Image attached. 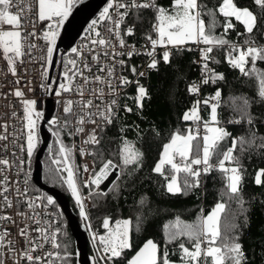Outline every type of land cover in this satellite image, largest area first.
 Here are the masks:
<instances>
[{"label": "trees", "instance_id": "trees-1", "mask_svg": "<svg viewBox=\"0 0 264 264\" xmlns=\"http://www.w3.org/2000/svg\"><path fill=\"white\" fill-rule=\"evenodd\" d=\"M221 2L222 0H198L202 6L201 18L206 25L211 24L213 15L215 16V26L210 29V34L223 36L230 44H241L243 48L247 47L245 40L254 41V46H264V11L259 9L253 0H234L237 6L249 8L258 17L257 26L250 35L246 34L243 25L233 17L230 18L233 27L225 34V18L217 11ZM155 3L158 7L171 9L172 0H155ZM210 11L213 15L208 14ZM154 23L153 9H140L138 12L133 9L125 17L121 31L126 40L141 42L147 39L148 35L156 36L152 31ZM129 26L133 27V34L126 36L124 31ZM230 44L214 47L210 53L211 59L207 61L209 69L222 74L223 79L203 83L205 76L201 69L204 62L194 61L197 50L192 47H180L174 48L168 63L163 61V55L158 54L155 58L157 67H148L146 74L139 77L140 86L147 91L142 100V107H137L134 99L137 95V85L128 83L123 90L120 100L126 106H121L112 116L111 123L106 124L99 143L92 145L91 155L94 171L111 161L119 167V173L104 191L97 189L91 182L87 186H81L83 191L89 192L90 222L99 230L104 229L106 218L110 222L124 218L130 221L131 248L125 249L120 257L107 260L106 264H128L131 257L149 239L158 246L161 264L165 252L168 254L169 264H182L179 245L184 243L192 249V242L186 237H180L169 243L168 236L174 231L173 225L177 221L188 225L198 224L218 202L226 205V210L220 217L221 234L238 238L236 242L241 244L244 253L242 264H264V176L261 177L260 184L255 182L257 172L264 169V100L258 95V80L254 76L242 75L239 69L231 67L227 62ZM142 61L141 56L128 57L124 71L132 75V68L138 69V64ZM246 67L250 68L251 63ZM256 68L264 72V60H258ZM193 84L198 88L196 93H190L188 90ZM217 90L221 95L218 100H212L211 97L215 96ZM245 99L248 101L246 108L243 103ZM205 100L209 103L205 104ZM197 101L200 102L197 105L198 114L204 122L210 121L211 105L218 103L217 125L230 135L219 143L210 159V163L216 165L207 174L201 171L198 177L199 186L184 187L185 180L191 182L193 178L183 172L176 173L182 191L173 194L168 192L166 187V182L173 173L171 165L163 166V174L156 173L153 169L161 157L163 146L171 140L173 133H195L192 120L185 121L183 116L190 112ZM126 107L132 110L126 111ZM245 112L247 116L244 115ZM248 116L251 117V124L248 123ZM200 137L203 136L198 134L197 142H192V152L195 154ZM234 138L251 141L238 143L233 151L235 159L228 162L240 167L242 181L237 195L227 192L225 174L217 167L223 153L232 146ZM125 143L133 151L141 153L138 162L127 166L123 165L120 154ZM64 144L67 146L68 142L65 141ZM33 161L34 153L30 157L29 169L33 167ZM54 161L60 163L54 166ZM62 163L59 147L51 137L42 155V179L67 195L71 208L82 221L76 200L67 186L66 171L62 168ZM184 163L180 165L183 166ZM228 163L225 162V167ZM31 190L43 196L47 194L33 181ZM52 201L51 206L56 212L60 230L58 243L63 264H77L75 241L66 217L57 201ZM88 251L94 255L96 264H102L89 240ZM201 264H204L203 258Z\"/></svg>", "mask_w": 264, "mask_h": 264}, {"label": "snow or ice", "instance_id": "snow-or-ice-1", "mask_svg": "<svg viewBox=\"0 0 264 264\" xmlns=\"http://www.w3.org/2000/svg\"><path fill=\"white\" fill-rule=\"evenodd\" d=\"M75 0H35L36 11L33 12V0H0V26L8 25L11 26L13 30H3L0 31V52H2L3 58L7 61L9 71L12 75L16 74L15 64L24 55V43L23 41L27 37L22 33L21 28L22 20H27L31 23V17L29 13L35 15L39 21H53L55 24L49 23L47 25V30L44 31L41 37L47 42V58L50 60L53 53V45L55 44V38L58 35L57 29L59 26L63 25L64 21L67 19L71 12L72 6ZM254 4L264 11V0H253ZM201 5L198 0H172L171 9H166L164 7H158L155 0H109L107 7L103 9L100 13L99 19L94 20L89 26L91 30L94 31L95 39L90 40L91 48L90 51L95 48H99L103 51L106 57H111L115 59L117 56L125 55L123 52L116 51L115 46L112 44L111 39L106 38L101 35L99 31L95 30L96 25L99 22H108L109 27H107V32L110 36H114L115 40L118 42L120 48L128 47L126 41L121 36V25L125 21V17L129 14V11L135 9L137 12L140 9H153L155 11V23L152 26V31L156 33V37L153 38L152 35L147 36V40L151 44V50L147 51V55L151 57L149 68L155 69L157 67V60L155 59L154 53L157 46H180L187 42L203 43L206 45L205 48L201 49V60L204 61L202 66V73L205 78L203 83L207 84L209 80L215 82L218 79H223L222 74H217L213 72L208 67L207 61L211 59L210 53H212L214 47H223L229 45L230 42L221 37L214 36L210 34V29L215 26V16L213 15V21L211 24L206 25L204 20L201 18ZM116 9L115 18L110 14V9ZM124 9L123 12L119 11ZM219 14L225 18L224 33L226 34L233 24L230 22V18H235L239 21L243 27L246 34H251L254 28L257 26L258 17L247 7L240 8L235 3L234 0H222L217 9ZM34 27V25H33ZM133 27L129 26L125 31L124 35H132ZM28 36H35V32L27 34ZM238 35H240L238 33ZM245 45L247 47L241 48L237 44H230V51L227 54V62L233 68L239 69L244 76H254L259 82V97L264 100V72L259 71L256 68V62L258 60H264V46H254V41L245 40ZM36 45H30L29 49L35 48ZM111 49V51H108ZM73 53L78 56L80 52L77 48L72 49ZM235 53V55L233 54ZM136 53L134 46L126 53L127 56L131 57ZM170 53L165 51L163 53V61L165 63L169 62ZM94 60H98L99 57L94 55ZM249 62L251 67H246ZM121 65L124 63L123 60L118 61ZM67 64L72 65L71 69H68L63 73L64 83L59 85V89L56 94L60 95L61 92L73 91L74 85L73 81L75 77L79 76L83 79L84 85H87L89 77L84 76V70L91 71L88 64L83 65L81 69L77 65L76 60H68ZM99 72L105 73V76L95 75L91 78L96 84H104L109 90V94L115 92L113 87L112 77L114 75V66H102L98 69ZM133 74L136 73L135 67L132 68ZM209 73H211L209 75ZM140 75H144L143 72ZM119 83L121 85H126L130 83L126 77H120ZM84 85L76 86L75 90L77 93L83 97L84 95ZM190 93L198 92V88L195 84L189 86ZM17 97H23L24 93L17 89L14 92ZM93 97L103 101L104 88L97 87L93 89ZM147 95V91L143 86L137 87V95L134 97L137 107H142V100ZM221 93L217 90L215 96L211 97L212 100H218ZM74 103H80L82 111L90 109L93 107V100L89 99L82 102H74L72 100H67L64 107V112L66 114L75 115L72 112ZM200 102L197 101L196 105L186 112L183 116L185 121L188 120H199L197 105ZM205 104L209 101L205 100ZM245 108L248 105V101L245 99L243 101ZM24 106V119L26 120V128L28 129L27 135V152L31 156L32 151L35 147V120L33 119L35 101L24 99L22 100ZM116 104L115 100L104 105L103 110H100V106L97 105V112L91 113L85 111L84 116H79L76 120L77 125H83L85 122L95 123V120L91 119L93 115H98L100 118L105 120L107 123H111V117L113 115V105ZM217 107L218 103L211 105L210 121L205 122V132L203 136L202 145H197V154L194 158H190L193 151V141L198 138L197 134H192L191 131L188 135H181L179 133H173L169 143L163 146V151L159 162L155 165L153 171L156 173L163 174L162 169L165 164L171 165V169L174 173H186L188 177L193 178L190 182L185 180L184 187L192 188L199 186L198 177L203 173L207 174L213 165L210 164V159L215 152V149L221 141L230 135L224 128L217 125L219 123L217 119ZM126 111H131V108H125ZM244 115L247 116L245 112ZM35 116L39 118L40 113L36 112ZM87 117V120H86ZM239 123V121H235ZM251 117L248 116V123L251 124ZM51 123H54L51 122ZM67 123V122H66ZM83 127H77L76 132H83ZM0 139H6L5 136H0ZM59 143V140L57 141ZM85 143L98 144L99 140L95 136V131L89 135V138ZM251 143V141H245L243 138H234L232 140V146L223 153V158L219 160L217 167L221 172L225 174V179L227 181L226 188L227 192L232 195H237L239 192V185L242 181V175L240 172V167L237 164L234 167H225V162H231L235 159L233 156V151L236 149L237 144ZM69 150L61 144L59 153L64 155V163H67L66 153ZM121 160L123 165L127 166L139 161L141 153L133 151L127 143L121 149ZM179 155L182 161H185L183 166L176 163L174 157ZM23 163V161H21ZM54 163H60V161H54ZM9 164L8 160L0 159V165L7 166ZM203 165V168H193V166ZM112 162L107 161L103 167L100 169L99 173L96 174L95 178L91 179V183L99 185L102 179L106 178L109 168H111ZM68 172L66 183L72 192L73 197L76 199L77 205L80 206V215L84 219H87L85 214L84 206L82 204L80 195L78 193L76 183L73 179V171L71 168L66 169ZM87 171V168H85ZM3 169H0V175H2ZM264 176V169L260 170L256 174L255 182L260 184L261 177ZM88 182L86 181L87 186ZM8 177L3 176L0 179V198H2L3 203L0 204V210L4 207L11 208L13 206L12 200L6 193L8 192ZM167 191L173 194L180 193L182 188L178 182L177 175H172L171 179L167 184ZM19 193V189H17ZM53 201L51 197L47 199V204H52ZM242 205V201L240 202ZM35 200L27 201V208L34 213L33 216H28L25 212H17L19 216H25L27 219L34 220L37 225H41L32 229V231L38 233V236L32 237L29 234V225H25L24 228L20 229L19 234L24 238L26 247L18 253V259L14 264H20V261H25L26 264H54L55 259H60L58 252H47L44 255H34L38 249H42L45 244L50 243L53 249H58L60 247L58 243L59 228L50 231L48 227L42 226V221L38 219L39 213H35V208L39 207ZM226 210V205L222 202H218L213 210L204 217L198 224L188 225L182 224L177 221L173 225L174 231L169 233L168 242L171 243L180 237H186L189 242H192V249L190 250L185 246L184 243H180L179 248L182 252L181 260L182 264H201V258L204 260V264H242L244 259V253L242 251V246L240 243L236 242L237 237L222 236L220 231V217L221 214ZM11 217L0 215V221L10 220ZM47 223V222H43ZM129 220L117 221L116 228H109V221L104 220V227L109 230L108 236H101L100 241L104 245L103 253L104 255L101 259H106L111 261L113 258L120 257L125 249L131 248L130 238H129ZM234 227V226H233ZM8 232L5 230L0 232V248H8L9 252L15 251L12 246L11 241H6ZM204 245V247H202ZM2 255V253H0ZM167 252L164 253L162 264H169L167 258ZM210 258V260H209ZM0 264H4V260L0 259ZM128 264H161V257L158 255V246L152 241L148 240L144 245L136 252V254L128 261Z\"/></svg>", "mask_w": 264, "mask_h": 264}, {"label": "built area", "instance_id": "built-area-1", "mask_svg": "<svg viewBox=\"0 0 264 264\" xmlns=\"http://www.w3.org/2000/svg\"><path fill=\"white\" fill-rule=\"evenodd\" d=\"M108 2L109 0H107L105 4L87 21L82 31L75 38L72 48L59 47L57 49L54 62L53 56L56 42L59 38L62 25L57 29L58 35L55 38L53 53L51 59L49 60L47 58V42L41 37L43 36L44 31L47 30V25L49 23L55 24L56 21H39L38 18L32 13H29V16L31 17V23H29L27 20H22L23 27L21 28V31L27 37V39L23 41L24 55L19 60H17L15 64V75H12V73L9 71L7 61L3 58L2 52H0V136L6 137V139H0V159H6L9 162L7 166L0 165V169H3L0 179H2L3 176L8 177L7 186L9 190L6 195H8L13 202V206L11 208L4 207L3 210H0V215L11 217L10 220L0 221V232L5 230L8 232V235L5 239L6 241H11L12 246L15 249V251L9 252L7 247L0 248V253H2V255H0V259L4 260V264H14V262L18 259V253L26 247L24 238L19 234L20 229L24 228L26 224L29 225L30 236H38V233L32 231V229H35L41 225H37L34 220L27 219L25 216L17 215V212H25L28 214V216L34 215V213L27 208V201L35 200L36 203L40 205L39 207L35 208V213H39L37 218L42 221V226L48 227L50 231L58 228L57 216L54 208L51 206V204H47V202L37 195L35 191L31 190V184L29 182V162L31 156H29L27 152L28 129L26 128L27 122L24 119V106L22 104V100L24 99L35 101L33 119L35 120L36 140L33 150H35L38 147V143H40L39 127L45 117L48 101H50L52 112L44 123L45 128L50 133V139L53 137L56 140V143L59 140V143H57L59 149L62 144L65 149L67 148L69 150V158L67 156L66 164L64 163L65 154H61L63 158L62 168L66 171L67 176V168H71L73 171V179L76 183V187L84 206L85 214L87 216V219L82 217V222L85 223L88 240L92 245L97 259H99L100 263L106 264L107 260L101 259L104 253L103 244L100 241V237L103 235L101 234L99 228L90 222L88 216V208L91 205L89 192L81 191L79 187L80 185L75 180V171L80 177L81 186L82 184L83 186L86 185V181L89 184L91 179L94 178V162L91 156L93 144L85 143V141L89 138V135L93 133V130L95 131L96 138L100 140L103 129L107 122L98 115H93L91 117V119L95 120V123L85 122L83 125H77L76 120L79 116H84L85 111L96 113L97 105L100 106V110H103L104 105L106 103H110L112 100L116 101V104L113 105V115L119 110L121 106H126V104L120 99L121 94L127 84L121 85L119 83V78L126 77L130 83L140 86V73L143 72L144 75L146 74L148 63H150V60L152 59L146 54L147 51H150L152 47L147 39L142 40L141 42L126 40L123 36V32L121 31V36L126 41V45L128 47L120 48L118 42L115 40V37L110 36V34L107 32V27H109V24L106 21L99 22L96 25L95 30L99 31L101 35L105 36L106 38L111 39L116 51L123 52L125 55L117 56L115 59H112L110 56L106 57L103 51H101L99 48H95L92 51L89 50L92 47L90 40L95 39L94 31L91 30L89 26L94 20L99 19L100 13L105 7H107ZM125 2H128V0H125ZM138 2H141V0H138ZM32 7L33 12H35V0H33ZM119 11L123 12L124 9H120ZM110 14H112L113 18H115L116 9H110ZM3 30L10 31L13 29L11 26L2 25L0 26V31ZM31 32H35L36 35L28 36L27 34ZM155 37L156 36L153 38ZM33 44L36 45V47L29 49V46ZM132 46L135 47L137 53L133 54L132 56H141L143 61L138 64L136 73L129 75L124 71V68L127 65V58L129 57L126 55V53ZM238 46L243 48L241 44H238ZM180 47L194 48L198 52L197 56L194 58V61L197 63L204 62L201 60V49L206 47V45L203 43L187 42L180 46H157L154 56L156 58L158 54L163 55L165 51H168L171 54L174 48ZM73 48H77L79 50V56L72 52ZM108 51H111V49ZM94 55L98 56L99 59L94 60ZM68 60H76L77 65L81 69H83V65L85 63L88 64L91 68V71L89 72L84 70V76L89 77L90 82L87 85H84L83 79L77 76L73 81V91L61 92L60 95H57L56 92L59 89V85L65 82L63 73L72 68V65L70 64H67L66 66V62ZM120 60L124 61L122 65L118 63ZM105 65L114 66V75L111 79L115 92L112 94H109V90L106 85H98L91 80V78L95 75L105 76V73L98 71L100 67ZM81 85H84L83 97H81L75 90L76 86ZM97 87L104 88L103 101L96 99L92 95L93 89ZM17 89L24 93L23 97H17L14 95V92ZM89 99L93 100L92 108L82 111L80 103H74L72 112L75 113V115L66 114L64 112V107L67 100L82 102ZM36 112L40 113L39 118L35 116ZM199 117V120H192V129L195 133L204 136L206 134L204 127L205 122L200 115ZM53 121L54 123H51ZM78 126L83 127L84 131L79 133L76 132V128ZM65 141L68 142L67 146L64 144ZM190 158H194L193 152L191 153ZM174 160L178 164L185 162L181 160L179 155H176ZM21 161H23V163H21ZM210 164L213 166L216 165V163ZM85 168H87V171H85ZM193 168L202 169L203 165H194ZM17 189H19V193L17 192ZM2 203V198H0V204ZM78 207L80 210L79 205ZM106 232L108 233L109 230L106 229ZM50 251L58 252L60 256V259L54 260V264H63L62 255L59 248L53 249L50 243L45 244L42 249H38L34 255L42 256ZM20 264H26V262L20 261Z\"/></svg>", "mask_w": 264, "mask_h": 264}, {"label": "water", "instance_id": "water-1", "mask_svg": "<svg viewBox=\"0 0 264 264\" xmlns=\"http://www.w3.org/2000/svg\"><path fill=\"white\" fill-rule=\"evenodd\" d=\"M106 1L107 0H79L74 5L62 25L59 38L56 42L53 62L56 58L57 49L59 47L72 48L75 38L82 31L87 21L105 4ZM51 112L50 101H48L45 117L39 127L40 143L38 147L32 151V153H34V161L30 176L34 184L52 196L63 211L68 227L75 241V256L77 264H96L94 255L88 251V236L85 223L78 219L76 212L70 206L67 195L58 187L48 184L42 179V155L50 140V133L45 128L44 123L51 115ZM112 165L113 166L108 170L106 178L102 179L99 185H97L100 190H106L119 173V167L113 162Z\"/></svg>", "mask_w": 264, "mask_h": 264}, {"label": "rangeland", "instance_id": "rangeland-1", "mask_svg": "<svg viewBox=\"0 0 264 264\" xmlns=\"http://www.w3.org/2000/svg\"><path fill=\"white\" fill-rule=\"evenodd\" d=\"M78 1H79V0H75V2H74V4H73L72 8L74 7V5H75ZM238 7H239V6H238ZM240 8H244V7H240ZM211 126H218V125H211ZM191 133L195 135V133H193V132H191ZM188 134H189V132L184 133V134H181V135H188ZM202 138H203V137H200V139L198 140V144H199V145H202V143H203ZM54 140H55V139H54ZM55 141H56V140H55ZM169 142H170V141H169ZM169 142H167V143H169ZM196 142H197V140L195 141V143H196ZM167 143H166V144H167ZM66 149H67V148H66ZM67 150H68V149H67ZM68 152H69V151H68ZM68 152H67L66 154H67V156H68V158H69ZM70 154H71V153H70ZM196 154H197V153H196ZM196 154L193 153V156L195 157ZM61 159H62V161H63L62 155H61ZM159 160H160V159H159ZM159 160L157 161V163L159 162ZM226 162L228 163V161H226ZM157 163H156V164H157ZM53 164H54V166L56 165V163H54V162H53ZM226 165H227L228 168L234 167L231 163H228V164H226ZM58 166H59V165H58ZM31 170H32V168L29 169V182H30V184H31V181H32V179H31V177H30ZM98 171H99V170H98ZM98 171H95V175L98 173ZM75 174H76V175H75V180H76V182L80 185L79 187H80L81 191H83V189H82V187H81V183H80V177H79V175L77 174L76 171H75ZM174 174L177 175L176 173L173 172V173L171 174V176L174 175ZM171 176H170V178L168 179V181L166 182V187H167V184H168L169 180L171 179ZM94 177H95V176H94ZM66 180H67V173H66ZM67 186H68V184H67ZM82 186H83V184H82ZM70 191H71V190H70ZM36 193H37V195H39V196H40L45 202H47V199H48L49 197H51V199H53V197L50 196L47 192H46L47 194H45V196H43L41 193H39V192H37V191H36ZM71 193H72V192H71ZM75 200H76V199H75ZM216 204H217V203H216ZM216 204H215V205H216ZM215 205H214V206H213V207H212V208H211V209L205 214L204 217H206V216H207V215L213 210V208L215 207ZM204 217H203V218H204ZM116 221H120V220H119V219H116ZM109 222H110V220H109ZM109 226H110L109 228H112V229H113V226H112L111 224H109ZM105 230H106V229H105ZM108 234H109V232L106 233V236H108ZM149 240H151V239H149ZM146 241H148V240H146ZM146 241H145V242H146ZM152 241H153V240H152ZM145 242H144V243H145ZM143 245H144V244H143ZM143 245H142V246H143ZM142 246H141V247H142ZM103 247H104V245H103ZM141 247H140V248H141ZM202 247H204V246L202 245ZM140 248H139V249H140ZM139 249H138L137 251H139ZM190 250H191V249H190ZM135 254H136V253H135ZM135 254H134V255H135ZM134 255H133V256H134ZM133 256H132V257H133ZM132 257H131V258H132Z\"/></svg>", "mask_w": 264, "mask_h": 264}, {"label": "crops", "instance_id": "crops-1", "mask_svg": "<svg viewBox=\"0 0 264 264\" xmlns=\"http://www.w3.org/2000/svg\"><path fill=\"white\" fill-rule=\"evenodd\" d=\"M96 186V188L97 189H99L98 187H97V185H95ZM107 219V218H106ZM120 221H123V220H127V219H119ZM109 221V220H108ZM116 220H114L113 222H109V224H111L112 226H113V229H115L116 228ZM106 228L104 227V229L103 230H100L101 231V234L103 235V236H106V230H105Z\"/></svg>", "mask_w": 264, "mask_h": 264}]
</instances>
